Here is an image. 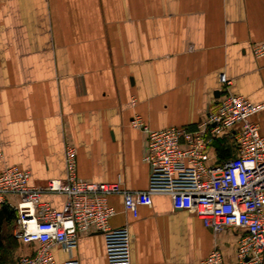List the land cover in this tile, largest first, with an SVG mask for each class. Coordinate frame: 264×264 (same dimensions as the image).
Wrapping results in <instances>:
<instances>
[{"label":"crops","instance_id":"obj_1","mask_svg":"<svg viewBox=\"0 0 264 264\" xmlns=\"http://www.w3.org/2000/svg\"><path fill=\"white\" fill-rule=\"evenodd\" d=\"M263 40L264 0H0V171L17 165L39 186L63 178L68 142L80 178L119 175L123 188L142 190L149 166L132 117L192 128L226 91L261 104L250 118L264 138V55L252 52ZM149 198L136 216L121 194L107 198L109 225H128L131 264H199L213 246L235 262L237 229L214 234L168 194ZM40 199L61 208L64 195ZM14 201L0 205V264L34 246L13 235ZM51 250L58 263L108 264L100 232Z\"/></svg>","mask_w":264,"mask_h":264},{"label":"built area","instance_id":"obj_2","mask_svg":"<svg viewBox=\"0 0 264 264\" xmlns=\"http://www.w3.org/2000/svg\"><path fill=\"white\" fill-rule=\"evenodd\" d=\"M252 52L264 55V40L253 44ZM260 107L226 91L192 128H150L133 116L131 124L144 134L143 159L149 166L142 190L123 188L119 175L112 182L80 178L76 152L68 142L63 145L64 177L49 178L45 185L30 184L27 169L5 166L0 171V205L14 196L13 235L34 244L13 264H79L75 258L58 263L51 249L75 248L87 231L103 235L108 264H131L128 225H109L115 209L108 195L121 194L122 210L136 216L137 206L149 203L156 192L168 194L172 208L194 212L214 234L226 228L239 231L235 262L224 261L221 250L213 246L199 264H264V138L250 118ZM218 138L227 153L215 161L212 142ZM43 192L62 193V207L41 200Z\"/></svg>","mask_w":264,"mask_h":264},{"label":"rangeland","instance_id":"obj_3","mask_svg":"<svg viewBox=\"0 0 264 264\" xmlns=\"http://www.w3.org/2000/svg\"><path fill=\"white\" fill-rule=\"evenodd\" d=\"M221 141V139H216V140H214L213 142H212V146L215 148V150H216V155L218 156V157H221L222 155H224V154H226L227 153V150L225 151H219L218 152V150H221V145H222V143L220 142ZM228 154H231V152H228Z\"/></svg>","mask_w":264,"mask_h":264}]
</instances>
